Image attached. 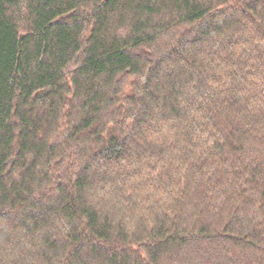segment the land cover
<instances>
[{
	"label": "trees",
	"instance_id": "obj_1",
	"mask_svg": "<svg viewBox=\"0 0 264 264\" xmlns=\"http://www.w3.org/2000/svg\"><path fill=\"white\" fill-rule=\"evenodd\" d=\"M0 264H264V0H0Z\"/></svg>",
	"mask_w": 264,
	"mask_h": 264
}]
</instances>
